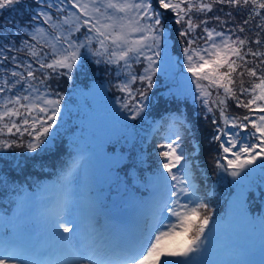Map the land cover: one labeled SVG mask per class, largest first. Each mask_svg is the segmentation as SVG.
Instances as JSON below:
<instances>
[{
    "label": "snow or ice",
    "instance_id": "snow-or-ice-1",
    "mask_svg": "<svg viewBox=\"0 0 264 264\" xmlns=\"http://www.w3.org/2000/svg\"><path fill=\"white\" fill-rule=\"evenodd\" d=\"M22 4L0 0V15ZM225 5L227 19L210 15ZM233 12L246 15L237 21ZM0 29V150L35 153L47 147L64 100L50 81L73 78L87 57L116 66L113 87L123 95L116 97L119 110L111 111L119 127L127 128L129 121L142 119L157 71L172 66L171 49L176 65L191 74L180 73L189 81L186 94L212 113L217 178L232 177L235 211L264 227V215L250 218L245 207L253 176L258 173L264 183V0H32L26 20H0ZM229 101L245 114H231ZM165 123L171 135L155 146L159 167L150 177L151 222L129 234L98 226L93 213L83 230L68 219L75 203L69 177L83 161L77 149L60 178L64 194L48 214L54 244L44 247L38 238L0 228V264H193L208 248L215 218L198 195V166L182 145L192 131L188 121L177 110ZM224 254L225 264H255L251 248L229 247Z\"/></svg>",
    "mask_w": 264,
    "mask_h": 264
},
{
    "label": "trees",
    "instance_id": "trees-1",
    "mask_svg": "<svg viewBox=\"0 0 264 264\" xmlns=\"http://www.w3.org/2000/svg\"><path fill=\"white\" fill-rule=\"evenodd\" d=\"M31 3L32 0H24V4L18 5L15 9L5 10L0 15V20L8 19L23 22L27 19L28 6ZM219 7H223V12L218 10ZM228 11L229 8L226 5L217 6V10H214L210 15H220L223 19H227L224 13ZM233 15L239 21L246 13L238 14L233 12ZM213 26H215L214 21L209 24V27ZM230 26L232 25H225L226 28ZM217 30L220 29L217 28ZM11 31V26H9V32ZM3 34V30L0 29V36ZM170 54L173 58V64L171 67L158 70L154 76L155 83L153 88L148 92L149 99L145 101L148 106L141 114L142 119L138 117L135 121H129L130 125L127 128H120L117 133L113 132L108 138H104V135L103 140L87 144L90 149H95L98 152V159L94 166L99 167V177L101 179L111 176L116 180L122 181L126 176L129 177L130 170L136 166V158H139V156L143 157L139 161H143L145 165L146 161L147 164L156 165V151H152L150 148H155L157 144H160V135L158 132L155 133L146 145L144 131L147 130L152 120L166 107H171L172 105L174 107L175 104H178L180 105V112L183 113L192 130L190 134L184 137L183 142L187 154L193 159V165L198 166L196 173L198 181L205 186L213 178L217 181L220 180L217 178L214 165V160L219 152V144L211 139L215 128L211 124L212 113H206V109L202 107V102L194 100L192 95H183L182 91H186L188 88L187 84L184 85V88L178 94L176 89V71L178 72L180 70L181 65L177 66L175 63L177 53L170 49ZM81 67L82 72L90 77V110L97 103V97L101 108H107L110 103L116 104V97L123 95L113 87L117 82L116 66L112 65L110 68L104 64L97 65L93 60H90V57H87L83 60ZM139 67V65H134V68ZM97 68L102 69L100 73L95 72ZM190 76L191 74L189 73L184 77L190 78ZM244 79L247 81L248 77L245 76ZM50 84L53 91L60 93L66 89L68 84H72L73 90L78 93L85 90L84 82L63 81L58 76L53 78ZM213 96H215V93H213ZM241 98L246 100L247 97ZM229 111L233 115L242 116L246 110L237 109L235 102L229 101ZM216 115L218 117L219 113L216 112ZM108 126H110L109 123L106 124L105 129ZM99 127L101 128L102 124ZM68 128V131L71 133L74 130V125L68 124ZM53 132L54 134L48 140L47 147L43 148V150L38 149L35 153L22 148L0 150V181H6V183H0V206H3V203L6 204L3 201V199H7L5 197L6 193L10 194L9 192L13 193L21 189V187L32 185L34 182L40 180V178L48 177L61 166L63 163L62 155L65 152L68 153L71 151L69 144L73 141L69 142L70 138L64 134L66 130H63L61 125L53 127ZM90 133H93V131L90 130ZM25 141H27V137H25ZM255 191L261 193L264 192V189L251 187V190L247 193V196H250L251 202L258 206V199L261 195ZM209 208L213 210L215 206L209 203Z\"/></svg>",
    "mask_w": 264,
    "mask_h": 264
},
{
    "label": "rangeland",
    "instance_id": "rangeland-1",
    "mask_svg": "<svg viewBox=\"0 0 264 264\" xmlns=\"http://www.w3.org/2000/svg\"><path fill=\"white\" fill-rule=\"evenodd\" d=\"M101 70H102L101 68H97V73H100ZM66 89L68 91H70L71 87L67 86ZM74 98L75 97L73 95H71L69 98H67V103H69L70 105L75 104ZM153 127L154 128L157 127V124H154ZM80 129L81 128L79 125L76 126L75 133H78L80 131ZM167 131H169V133H170L169 135H171V131L169 130V128L167 129ZM81 156H83L82 165L77 170H75V172L73 173V176L71 178L73 179V181L75 183V185L73 186L74 201L76 199H78V196H79L81 201L84 200V205L79 211H76V210L73 211V207H72L71 215H69L67 218L68 219H75L79 223L85 222V225H83V226L86 228L88 218H89V213H93L95 219L98 221V226L103 225L107 221L108 216L106 214L103 215L104 211L98 205V196H96L93 193V191H91V189H90L92 186V182H91V178H89L88 167L90 166V159L92 158V156L90 155V153H87V152L81 153ZM89 189H90V193H89ZM25 197H27V199L24 202L22 210H24L25 208L28 210H27L26 214L23 213L24 215L20 214L19 216H17V221L20 222L22 220V222L20 224L16 223V225H17L16 228H19L20 227L19 225L26 226L30 222L32 223L33 228L38 224V222L41 223V227L45 226L47 224L46 218L40 219L38 217V218L33 219L36 216L34 213L37 211V206H38L39 200H35L34 195H31V194H28ZM51 197L52 196L48 197L45 201L49 202L52 199ZM125 199H128V198H125ZM132 200H133V198L131 200H127V201H129L128 206H130V202ZM121 201L122 200H118L113 205H116L118 207L124 206V203H122L120 206ZM100 217H102V218L100 220H98ZM173 220H174V218H173ZM16 228H15V230H16ZM82 230H83V228H82ZM37 231H38V234H35V236H36V238H39L43 234V231H41L39 229H37ZM245 232L247 233V232H249V230L247 229ZM17 235H20V234L17 233ZM248 236H250V235H247V234L242 235V237H240L238 239V241H235V242L233 241V242H231V244H230V240L227 237H224L223 239H226L229 245L227 246L226 240L219 241L217 243L218 246L215 249L216 255L224 254L225 250L227 248L232 247L231 245H233L235 247H239V248H248L247 245H249V240H246V238ZM41 239H42V237L40 238V240ZM222 243H224L225 245L222 246L221 245ZM40 244H41V242H40ZM216 259H218V258L215 257L214 260H216ZM216 264H218V263H216Z\"/></svg>",
    "mask_w": 264,
    "mask_h": 264
},
{
    "label": "bare ground",
    "instance_id": "bare-ground-1",
    "mask_svg": "<svg viewBox=\"0 0 264 264\" xmlns=\"http://www.w3.org/2000/svg\"><path fill=\"white\" fill-rule=\"evenodd\" d=\"M81 196V195H80ZM84 205V200L81 201L79 196H78V199L75 200V203H74V206H73V211L74 210H80Z\"/></svg>",
    "mask_w": 264,
    "mask_h": 264
}]
</instances>
